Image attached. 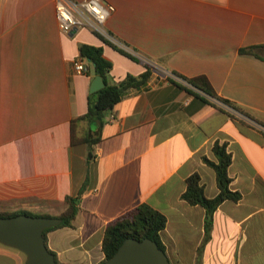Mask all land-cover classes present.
Masks as SVG:
<instances>
[{
	"label": "crops",
	"instance_id": "1",
	"mask_svg": "<svg viewBox=\"0 0 264 264\" xmlns=\"http://www.w3.org/2000/svg\"><path fill=\"white\" fill-rule=\"evenodd\" d=\"M104 1L115 7L110 34L159 69L88 29L62 32L55 0H0V212L59 217L66 199L80 196L73 226L46 233L60 264H100L107 225L141 204L167 217L171 264H264V49L242 52L264 46V0ZM81 45L103 49L110 85L148 67L151 76L102 118L73 128L98 92ZM166 73L206 76L250 118ZM217 142L232 153L231 189L242 199L218 208L205 242L206 211L182 194L196 172L208 197L219 194L203 161L215 160ZM0 264H26V256L0 243Z\"/></svg>",
	"mask_w": 264,
	"mask_h": 264
},
{
	"label": "trees",
	"instance_id": "2",
	"mask_svg": "<svg viewBox=\"0 0 264 264\" xmlns=\"http://www.w3.org/2000/svg\"><path fill=\"white\" fill-rule=\"evenodd\" d=\"M256 49L262 50L264 49V46L242 50V52L253 53ZM80 55L82 59H86L93 65L95 74L103 78L105 87L96 93L97 97L95 100H93V97H90L88 112L84 116L72 121L73 128H75L77 122L91 120L93 117L102 118L105 113L114 109V107L123 99L128 90L146 84L151 76V70L150 67H148L147 71L139 77L128 75L119 84L110 85L107 81V76L111 72L113 65L105 58L103 49L90 45H81ZM180 77L190 86L179 85L190 93L202 97L204 101L218 107L219 103L225 104L233 110L250 118V115L239 106L220 97L206 76H197L195 78ZM220 109L224 110L222 107ZM213 154L215 160L203 157V161L206 165L211 167L216 174L219 194L214 198H210L206 195L205 187L202 184V178L198 172L187 178V188L182 194V200L189 205L201 206L206 211L204 222L205 242L211 237L214 215L218 208L226 201L237 203L242 199V194L240 192L231 189L232 179L229 175V169L233 161V156L232 153L228 151L227 144H220L219 142L215 143L213 146ZM82 192H80V194ZM79 197L80 196L75 198L68 197L66 199L68 204L67 209L59 216V218L62 219V223L56 227L45 230V240L48 231L61 227L73 226V222L78 214ZM20 214L33 216L27 212H16L14 214L0 212V217H12ZM167 223V217L148 204H141L135 209L110 222L106 227L102 244L105 258L100 264H104L112 258L128 238L140 241L147 238L151 239L158 244L160 249L166 252V247L162 240V232L166 229ZM52 253L56 257V254L54 252ZM56 260L58 261L57 257Z\"/></svg>",
	"mask_w": 264,
	"mask_h": 264
},
{
	"label": "water",
	"instance_id": "3",
	"mask_svg": "<svg viewBox=\"0 0 264 264\" xmlns=\"http://www.w3.org/2000/svg\"><path fill=\"white\" fill-rule=\"evenodd\" d=\"M105 87L101 76L92 82L91 92ZM62 223L59 217L20 214L0 217V243L15 248L26 256V264H60L49 250L44 231ZM104 264H171L165 251L151 239L128 238L115 255Z\"/></svg>",
	"mask_w": 264,
	"mask_h": 264
},
{
	"label": "built area",
	"instance_id": "4",
	"mask_svg": "<svg viewBox=\"0 0 264 264\" xmlns=\"http://www.w3.org/2000/svg\"><path fill=\"white\" fill-rule=\"evenodd\" d=\"M55 11L58 25L62 32L70 33L74 29H88L125 53L140 57L123 43L119 42L107 30L106 23L115 12V7L112 4H109L104 0H55ZM140 58L147 62L152 68L159 69L157 65L142 57ZM75 70L79 74L85 72L86 67L83 61L80 60L75 63ZM166 76L172 81L182 83L185 86H190L184 79L175 74L166 73ZM219 105L230 114H235L237 112L225 104L219 103ZM240 117L243 116L240 114Z\"/></svg>",
	"mask_w": 264,
	"mask_h": 264
}]
</instances>
